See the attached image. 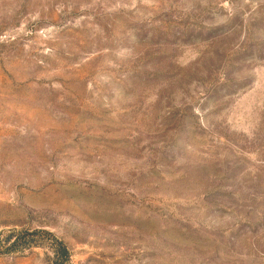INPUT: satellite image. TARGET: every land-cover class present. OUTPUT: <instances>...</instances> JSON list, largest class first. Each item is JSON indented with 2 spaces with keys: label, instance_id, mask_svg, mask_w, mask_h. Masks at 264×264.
Returning <instances> with one entry per match:
<instances>
[{
  "label": "rangeland",
  "instance_id": "rangeland-1",
  "mask_svg": "<svg viewBox=\"0 0 264 264\" xmlns=\"http://www.w3.org/2000/svg\"><path fill=\"white\" fill-rule=\"evenodd\" d=\"M0 264H264V0H0Z\"/></svg>",
  "mask_w": 264,
  "mask_h": 264
}]
</instances>
